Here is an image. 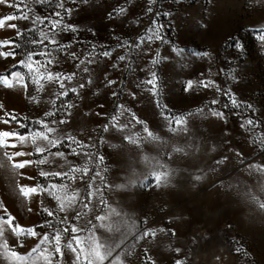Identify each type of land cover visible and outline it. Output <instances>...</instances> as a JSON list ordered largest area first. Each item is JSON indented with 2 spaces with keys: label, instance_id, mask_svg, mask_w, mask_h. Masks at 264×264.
<instances>
[{
  "label": "rangeland",
  "instance_id": "1",
  "mask_svg": "<svg viewBox=\"0 0 264 264\" xmlns=\"http://www.w3.org/2000/svg\"><path fill=\"white\" fill-rule=\"evenodd\" d=\"M14 2H19L20 6L10 8L0 5V17L7 14L21 17L26 13L29 18L7 22L17 24L22 36L16 35V29L0 28V40L13 39L16 43L19 40L23 44L20 49L0 48V51L14 50L17 53L15 59L0 57V75L8 76L15 84L9 88L0 83V103L4 105L0 109V118L10 121L9 124L0 122V130L29 134L39 128L33 121L43 118L49 126L71 133L85 145L95 143V147L80 149L77 144L63 140V146H58V150L65 152L69 163L78 165H83L85 158L71 155L73 149L105 157L103 162L94 158L88 167L93 174L101 171L113 185L104 190V196L112 207L121 212V217L111 215L103 222L96 220L95 215L109 216L110 213L109 208L98 203L99 197L96 196L89 205L94 215L72 221L85 228L84 232L78 233L82 238H99L102 244L122 241L105 264H111L117 256L123 264H175L176 259H181L184 264H264V209L260 207V203H264V191L260 188L264 176L259 172L249 175L250 164L264 163V40L260 39L262 33L258 31L264 28V0H155L154 4H149L147 0H88L86 4L77 0L75 5L66 0V7L73 8L70 16L56 8L58 0ZM121 7L125 9L123 15L115 11ZM148 7L153 9L152 12H147ZM56 11H61L64 24H74L78 31L61 33L59 24L53 29L52 24L61 19L54 15ZM109 13H112L111 17ZM37 16L47 19L41 23L36 20ZM33 21H36L35 24ZM41 31L50 38L59 33L56 38L60 44L71 45L78 58L65 59L67 50H59L48 40L44 44H31V40L41 39ZM157 35L162 39H156ZM116 37L120 38L119 43ZM141 37H144L143 41ZM237 40L243 44L242 51L235 47ZM180 49L183 51H176ZM42 51L50 55H39ZM104 51L111 52L112 56H102ZM204 51L210 52L212 58L194 55ZM28 52L37 55L27 61ZM117 55H127L128 59L119 61ZM48 59L54 61L47 64L48 70L59 71L64 76L76 73L72 81L61 77L69 88L80 82L86 84L89 75L92 77L95 84H86L85 99L81 100L71 91L67 96L61 95L60 83L48 81L46 75L40 81L44 85L40 90L33 77L36 69L40 73L46 72L41 65L46 64ZM89 59L96 63L87 64ZM153 59L158 63L153 64ZM20 60H25L26 64L31 62L33 71L30 72L26 64H19ZM35 61H40V64ZM81 61L85 63L77 68ZM113 64L117 67L113 68ZM83 67L92 71L84 73ZM209 71L221 91L195 85L185 91L187 80L204 79ZM13 72L20 73L26 88L16 83L11 75ZM150 72L159 77L155 93L152 85L142 83L152 79ZM105 75L116 80L117 84L106 89ZM97 89L99 94L93 95ZM113 91L118 96H112ZM130 92H135V99L129 95ZM233 97L238 107L233 106ZM213 99L217 103L212 104ZM68 104L79 107L67 109ZM120 104L130 109L123 116L117 111ZM197 108H203L204 113H196L188 119L192 129L191 139L200 150L189 156L176 153L169 160L165 152H171L173 145H184L187 134L169 132L166 118L195 113ZM211 110L223 112L226 120L210 115ZM49 111L54 115L45 117L44 113ZM5 112L16 115L26 127L21 128L11 121V116L5 115ZM69 112L72 116L67 126L51 123L67 118ZM133 113L150 129L159 132L167 142L166 146L145 144L141 151L136 145L123 141L121 134L109 136L98 127L116 116L121 123L131 121L125 134L140 133L143 136V125L132 120ZM249 119L254 121V125L241 127ZM89 136L93 137L92 141H89ZM100 136H104L107 143L101 144ZM69 144L71 147H68ZM110 144L119 147L112 148ZM213 148L215 151H211ZM56 150L52 148L53 152ZM237 152L242 154L240 158L235 155ZM145 153L161 159L172 169H179L172 173L170 183L156 187L155 181L149 182L151 178H146V175L150 169L142 160ZM221 155L231 157L227 167L221 166L217 172L209 171L210 166L215 167L212 158L220 159ZM38 157L39 154H35L32 158ZM56 159L64 163L60 158ZM0 160L4 161V167H0V204L3 205L0 216L5 220L9 216L14 217L13 225L18 223L49 234H53L52 229L40 227L45 220L56 227L64 226L57 223L63 213L48 217L41 209L40 199H44V206L56 210L58 202L53 197L44 193L39 198H27L18 185L39 183L47 187L50 183H63L69 187L58 190L57 195L71 196L73 190L79 188V200H83V182L73 184L65 177L45 180L39 176V168L28 169L35 175V180H27L17 175L23 170H13L4 160L3 150H0ZM41 167L49 170L47 165ZM52 167L55 168V165ZM105 167L108 169L106 173L103 172ZM198 167L208 174L201 182L190 179L191 175L199 174L196 171ZM64 170H68L67 165ZM132 180L136 183H130ZM214 183L216 187L212 186ZM119 184L126 187H116ZM253 195L259 202L251 199ZM28 208L32 211L29 212ZM88 219L92 220V224L87 223ZM121 219L128 224L121 223L120 232H109L100 227L101 223L108 225ZM146 228L156 229V236L141 239L140 234ZM172 229H175V236L170 231ZM4 240L21 255H27L40 243L39 237L13 235L7 225L4 226L0 245ZM91 243V239L86 240L85 247ZM43 247L51 248V245ZM176 247L181 248L180 253L175 251ZM68 255L74 259L71 253ZM36 256L38 253H33L26 264H32ZM81 260L83 264V257ZM0 264H16L3 247H0ZM36 264H44L43 259L36 260ZM63 264H68L67 257Z\"/></svg>",
  "mask_w": 264,
  "mask_h": 264
},
{
  "label": "snow or ice",
  "instance_id": "2",
  "mask_svg": "<svg viewBox=\"0 0 264 264\" xmlns=\"http://www.w3.org/2000/svg\"><path fill=\"white\" fill-rule=\"evenodd\" d=\"M22 2V0H20ZM36 3H43L44 0H34ZM71 4L75 5L77 0H70ZM82 3H87L88 0H81ZM149 4H154L155 0H147ZM0 5H7L10 8H18L20 6L19 2H14V0H0ZM56 8L61 9L64 14L70 16L72 14L73 8L72 7H66V0H58L56 4ZM152 8L148 7L147 12H152ZM117 14L123 15L125 12V9L123 7L115 10ZM56 17H61L60 20L55 21L52 24V28L55 29L56 26L59 24L61 25L60 32L65 31H71L73 33L77 32L78 29L74 24L63 23V17L61 16V11H56L54 13ZM112 13H109V16L111 17ZM167 15V13H165ZM25 19L27 20L29 17L25 13L21 17H17L13 14H7L0 17V28H12L16 29V35L22 36V31L18 29L17 24L15 23H7L8 21H12L15 19ZM47 19V17L43 18ZM43 19L40 16L36 17V20H39L41 23L43 22ZM36 21H33L35 24ZM262 34L260 35V39L264 40V28L259 29ZM41 39L40 40H31V44H44L45 40H48L50 44L56 45L59 50H67L68 56L65 59H76L78 58L77 52L72 48L71 45H62L60 44L59 39L56 37L59 36V33H54L53 37H49L46 33L41 31L40 33ZM118 43L120 38L116 37ZM142 41L144 40V37L140 38ZM148 39H152V37H148ZM156 39H162L159 35L156 36ZM126 43V42H125ZM123 46L122 44L120 45ZM10 47L12 49L21 47L20 44L16 43L13 39H3L0 40V48H6ZM47 47V45H45ZM235 47L238 50H243V44L237 40L235 42ZM149 52H151V48L148 49ZM178 52H182L183 50H176ZM17 53L14 50H8V51H0V57H4L7 59L8 57H12L15 59ZM37 55L34 52H28L26 60L31 61L33 56ZM39 55L41 56H49L50 53L47 52H40ZM104 57H110L112 56V53L109 51H104L101 53ZM159 55V53H157ZM194 55L204 58L207 57L209 59L212 58L211 53L204 51V52H197L194 53ZM116 59L119 61H126L128 59L127 55H117ZM19 64L25 65V60L18 61ZM36 64H40V61H35ZM54 61L52 59H48L46 61V64L41 65V67H45L46 72L40 73L39 69L35 70V75L33 77L34 82L39 84L40 90H43L44 85L40 84V81L45 78V75L47 76L48 81H56L60 83V88L62 89L61 95H68V92L71 91L73 93H76L77 97L81 100L85 99V92L86 84L88 86L94 85L95 81L92 79V77L89 75L86 84L83 82L78 83L76 86H72L69 88L68 85H66L63 80L72 81L76 73H72L70 75L64 76L63 73L55 70H48L47 64H53ZM58 63V61H56ZM85 62L81 61L80 64H77L76 67L80 68L81 65H83ZM96 63L95 60L89 59L87 61V64L91 65ZM153 64L158 63L157 60H152ZM27 68L30 72L33 71V64L31 62L26 64ZM113 68H116L117 65L113 64ZM92 71L89 67H83L84 73H90ZM152 77V79H148L146 81H142V83H147L153 86L152 91L155 93L157 81L159 77L155 72L149 73ZM12 77L15 78V81L17 84H21L23 87H27L26 84H23V77L18 72H13ZM203 76V74H201ZM63 77V80L61 79ZM0 83H3L6 87L12 88L15 86L12 80H9L8 76L6 75H0ZM117 81L114 79L107 78V75H105V84L104 87L110 88L113 85H116ZM195 86H202L205 89H215V91H221L222 89L220 86L216 83L214 79L211 78V71H209V75L204 78H197V80L189 79L186 82L185 91H188L189 89H192ZM139 87V85H137ZM93 95L99 94V89H97L96 92L92 93ZM112 96L116 97L118 96V93L113 91ZM129 95L135 99V92H130ZM212 104L217 103L215 99L211 101ZM232 104L235 107H238V103L236 99L232 98ZM248 107H251V105H247ZM79 107V105L75 104H68L66 105L67 109H72ZM101 108L104 107V105H100ZM226 107V105H225ZM4 105L0 103V109H3ZM117 111H119L120 116H123L126 111H130V109H126L124 104H120L118 106ZM199 113L203 114L204 109L203 108H197L195 110V113L189 112L186 115L176 116L171 119H167V129L171 133H184L187 134L186 143L184 145H173L171 152H165V156L171 160L172 156L176 153H181L185 156L194 155L196 152L200 150L199 145H196L194 140L191 139L192 135V129L189 127V117L193 116L194 114ZM96 115H101V113H95ZM5 115L11 116V121L16 122L20 125L21 128L26 127L23 123H21L17 116L11 113L5 112ZM54 113L52 112H45V117H51ZM87 115V113H85ZM210 115L220 119V120H226V116L223 112L218 110H211ZM72 113H68V117L65 119H61L58 121H51L52 124L57 125H65L67 126L70 122ZM27 119V117H25ZM132 120H135L136 124L143 125L142 132L145 134L143 136L140 135V133H134L132 135L125 134L126 130L128 129L129 123H121L116 116H112L111 120L108 123H102L98 127L101 129L104 133H108L109 136H113L114 133H119L122 135V140L127 141L130 144L136 145L141 151H143V147L145 144H159L160 146H166V141H164L163 137L159 134V132L154 131L150 129L146 122L140 120L138 117L135 116V114H132ZM0 122L3 124H9L10 121L7 119L0 118ZM34 124L38 125L39 128L37 131L29 133V134H21L18 131L15 130H0V150H3V158L6 160L11 168L13 170H23L18 171L17 175L20 177H23L27 180H35V175L30 173L28 169H37L39 168V176L45 178V180L49 179L50 177H65L70 179L73 184H76L77 182H83L85 187L83 189V200H79V197L81 196V190L79 188H75L72 192L71 196H65L62 197L60 195H57L58 190H67L69 185L63 184V183H50L47 187H45L44 184H34L33 186H29L28 184H22L18 185L20 192L27 198L32 197H41L42 194L46 193L47 196L53 197L58 202V208L56 210H53L51 207L44 206V199H40V206L44 213L47 214L48 217H53L54 215H57L58 213H63L64 215L60 217V219L57 221V223L64 225L63 227H56L51 221L45 220V223L41 225V229H52L53 234H49L47 231H41L38 232L34 227H22L20 224L13 225L12 221L15 219L12 216H9L7 220L4 219L3 216H0V238L4 235V226L7 225L9 228H11L12 234L15 236H31V237H39L40 243L36 244L35 247L31 249V252L27 253V255H21L19 252L12 250L9 247L8 241L4 240L3 244L0 245V247H3L6 252L10 254V257L16 262V264H26V262L32 258L33 253H38V256L32 259V264H36V260L43 259L44 264H63V261L65 258H68V264H82L81 258L83 257V264H105V261H108L109 258L113 256V252L116 248L120 247V242H113L112 244L109 243H100L99 238H91V237H84L82 238L78 233L84 232L85 228L83 226H78L75 223H72V221H80L81 219L89 216V214H93V208L89 205L92 202V198L98 196L99 201L98 203L100 205H103L106 208L110 209L109 216H102V215H95L94 218L99 221H104L105 219H108L111 215H114L115 217L120 218L121 212L117 210V208L112 207L109 203V201L104 196V190L110 189L113 185L110 184L107 181V178L105 175L101 174V171H96L94 174L92 173V169L88 167V163L92 161L94 158L98 159L100 162H103L105 157L103 155H100L98 157H95L94 153H89L87 151H76V149H73L71 152V155L81 157L83 156L85 158V163L83 165L78 164H72L69 163L67 160V156L65 152L59 151L58 146H63L62 141L68 140L72 143L77 144V146L80 149H84L86 147H95V143H90L88 145H85L83 141H78L74 135L71 133H68L59 127H51L49 126V122L45 119H37L33 121ZM173 125H176V127H173ZM245 125H254V121L249 119L244 122V124H241V127H244ZM92 131H97V129H93ZM53 134V135H50ZM89 141L93 140V137H88ZM46 142V143H43ZM99 142L101 144L107 143L104 136L99 137ZM112 148H117L119 145L110 144L109 145ZM68 147H71L69 144ZM52 148H57L55 152L52 151ZM211 151H215V148L211 149ZM47 153V155H43ZM35 154H39V157L37 159H33L32 157ZM237 158L241 157V153L237 152L235 154ZM51 158V159H50ZM56 158H60V160L64 161V163H60L59 160ZM215 167H209V171L217 172L221 170V166L227 167L228 163L231 160V157L227 155H221L220 159H215V157L212 158ZM143 162L148 165L150 171L147 173L146 178L150 177V181H155V186L160 187L162 185H167L170 183V177L173 172L179 171V169H172L169 167L167 163H164L161 161V159L157 157H151L148 154H144L142 156ZM241 163H243V160H240ZM47 165L49 167V170H45L41 166ZM55 165V168L52 166ZM65 165H67V171L64 170ZM0 167H4V161L0 160ZM108 169L105 167L103 169V172H107ZM187 171V169H185ZM196 171L199 174L191 175L190 179L194 180L195 182H201L204 181L207 178V172L203 170V168H197ZM80 173L79 176L76 175V173ZM253 172H259L264 176V163L262 164H250L249 165V175H252ZM97 180L99 181V185L97 184ZM130 183H136L135 180L130 181ZM221 186L223 185V181L220 182ZM213 187H216L217 185L214 183L212 185ZM118 188H124L126 187L125 184H119L116 185ZM261 191H264V183L260 185ZM253 201H258V198L253 195L251 197ZM0 207H3L2 204H0ZM260 207L264 209V203H260ZM87 210V211H85ZM6 211V210H5ZM28 211L31 212L32 208H28ZM88 224H92V220H87ZM123 223L124 225H127L128 222L126 220H118L115 221L113 224L105 225L104 223H101V228H106L109 232H120V224ZM145 224H147V220L144 221ZM132 227H134V222ZM156 229L152 228H146L141 234L140 238L143 239L144 237H147L151 235L152 237L156 236ZM159 231H164V229H159ZM172 232V235L175 236V229L170 230ZM91 239L92 243L87 248L85 247L86 240ZM63 241V243H62ZM42 245H51V248L49 247H43ZM67 249V252L65 251ZM175 251L177 253L181 252L180 247H176ZM239 251V249H237ZM68 253H71L72 256H74V259L71 258ZM59 257V259H56V257ZM111 264H123V262L120 260V258L117 256L115 259L111 260ZM175 264H184V262L181 259H176Z\"/></svg>",
  "mask_w": 264,
  "mask_h": 264
},
{
  "label": "trees",
  "instance_id": "3",
  "mask_svg": "<svg viewBox=\"0 0 264 264\" xmlns=\"http://www.w3.org/2000/svg\"><path fill=\"white\" fill-rule=\"evenodd\" d=\"M17 43H18V44H20V45H21V47H22V45H23V44H22V42H21V41H19V40H18V42H17ZM21 47H19L18 49H20Z\"/></svg>",
  "mask_w": 264,
  "mask_h": 264
},
{
  "label": "bare ground",
  "instance_id": "4",
  "mask_svg": "<svg viewBox=\"0 0 264 264\" xmlns=\"http://www.w3.org/2000/svg\"><path fill=\"white\" fill-rule=\"evenodd\" d=\"M152 119V118H151Z\"/></svg>",
  "mask_w": 264,
  "mask_h": 264
}]
</instances>
